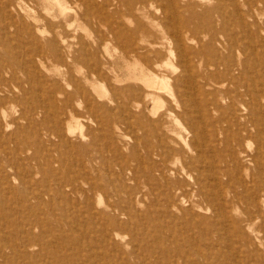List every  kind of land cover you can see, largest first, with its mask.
<instances>
[{
	"label": "rangeland",
	"instance_id": "rangeland-1",
	"mask_svg": "<svg viewBox=\"0 0 264 264\" xmlns=\"http://www.w3.org/2000/svg\"><path fill=\"white\" fill-rule=\"evenodd\" d=\"M61 1L64 7H66L65 13L63 14L58 10L59 8L54 3V0L49 2L47 0H36L30 1V8L31 6L32 8L34 7L33 10L31 8L30 17L21 13L23 18H17L16 9L11 12L13 10L12 7L15 8V6L11 5L13 4L12 0H0V19L2 20H0V32L3 30L0 35V264H264L263 1L220 0V3L218 0H169L170 2L168 0H157V2L156 0H149V2L144 0L146 2L143 3V0H135V2L133 0H85L87 7L83 6L79 0ZM125 1L126 3L128 2V9ZM247 2L250 4L247 5ZM49 3L52 5L55 4L54 7L50 6L51 4L49 5ZM111 3L115 4L112 5ZM192 3L195 8L192 7ZM201 3L205 6H201ZM252 3H255L257 6L255 4V6L252 5ZM104 4L107 5L104 6ZM182 5L183 7H181ZM226 5L229 8L226 9L228 7ZM72 6L75 9L71 8ZM157 8L160 10L159 12ZM169 8L175 10L174 12L177 14V17L175 15L176 18H168V15L165 14V10ZM186 8H188L187 11ZM7 9L10 12H6ZM246 9H251V13ZM253 9L258 11H254L253 13ZM46 10L48 12L50 10L51 15L48 12L46 13ZM132 10L136 13L134 14ZM176 10L179 11L180 16ZM2 11L4 12L2 13ZM95 13H99L100 15H94ZM159 13L162 14L161 17ZM192 14L198 20L194 19V17V20H192ZM74 15L76 18H74ZM254 15H257V17ZM202 17L204 20H202ZM210 17L213 18L211 19ZM61 18L63 19L62 21ZM73 18L74 20H72ZM256 18L258 19L256 20ZM38 19L40 20L38 21ZM29 20L32 21L30 22ZM179 20H182V22H179ZM34 21H38L36 22L37 24ZM172 21L176 26L182 27V29L178 27L181 32V40L178 42L174 40L170 29L168 30ZM195 22H197V25ZM48 23H50V26ZM58 23L62 25L61 30L68 39L67 43L73 45L71 46L72 48H67V52L58 40L57 50L62 55L50 45V39L55 34L54 30H57L56 25ZM109 25L111 26L109 27ZM211 25L216 26L213 27ZM244 25L245 27H243ZM183 26L186 28H183ZM207 26L210 27L208 28ZM219 26H223L225 29L223 27L221 28L224 30L221 28L218 29ZM235 27L238 28L236 29ZM109 29H113L116 37L110 33L112 31ZM260 30L262 33H260ZM134 31H138L139 34L137 35V32ZM192 31L193 34H191ZM241 31L246 33L244 34ZM195 32H198L197 34L200 39L197 37V34H194ZM216 32H219V34ZM167 33L170 35L168 36ZM238 33L244 34L245 36ZM262 34L263 36H261ZM188 35L190 36L188 37ZM154 36L157 37L156 40ZM71 37H75V39ZM173 41H176V43ZM109 42L110 45H107ZM173 43L175 44L173 45ZM157 44H159L160 48ZM261 44L263 47L260 46ZM192 45L194 46L192 47ZM123 46L127 48L131 47V50L134 49V51L128 55V50L124 51L122 49ZM171 47L173 48L171 49ZM220 47L225 50L220 49ZM152 48L157 50H152ZM207 48L210 53L207 51ZM189 50L191 51L189 52ZM236 50L238 51L237 53ZM99 53L100 55H98ZM72 54L76 56L75 60H73ZM234 54L237 55L235 56ZM224 56H227L226 59ZM173 57L176 58L174 59ZM231 57H234V60ZM180 58L184 59L181 60ZM40 60L42 61L40 62ZM176 60L180 65L177 66L178 63ZM229 60L231 62L233 60L234 62L231 63ZM227 61L229 62L227 63ZM157 62L163 64L161 65ZM204 62L206 63L205 65ZM213 62H216V66H213ZM12 64L15 66L13 67ZM186 70H188V73ZM200 70L204 71L202 72ZM138 71L141 72L139 73ZM144 74L155 77L158 80H164L166 77L167 80L165 82L167 85L170 82L169 79L171 82L169 86L166 85L163 89L146 87L144 86L145 81L143 80ZM174 74H178V76ZM183 74H187L188 76H184ZM215 75L216 77H214ZM140 76L142 78H139ZM161 76L164 77L161 78ZM224 77L225 79H223ZM227 77L231 78L229 79ZM182 78L185 80L188 78V80L185 82ZM206 79L209 81H206ZM204 81L210 83L206 84ZM184 84L186 86H183ZM245 84H247V87ZM23 86L26 88L24 87V89ZM168 87L171 88V91H168L170 90ZM200 87H203L202 91ZM230 87L231 89H229ZM133 88L137 89L135 90ZM226 89H229V92ZM167 91L169 93L171 92L170 94L174 93L176 97L173 98L174 95H170V97ZM214 91L217 92L214 93ZM200 93H202L201 96ZM258 93L261 95L259 96ZM229 94L232 96L228 97ZM254 95L256 96L255 98ZM150 96L153 97L150 98ZM40 98L42 99L40 100ZM171 98L175 100V103ZM244 99H247V101ZM176 100H178V103ZM228 102L233 103L229 104ZM129 104L133 107H130ZM172 105L174 108H172ZM179 105H183V107ZM231 105L234 106L233 109ZM242 105L247 108H243ZM175 106H178L176 108L180 109V112L178 109V111L175 110ZM193 106L197 108L195 107V109ZM222 109L224 112H221ZM70 110L71 113L69 112ZM183 110H185L183 115L187 110L188 115L185 114L183 116ZM23 112L26 113L21 114ZM171 112L173 113L172 115ZM247 112H250L249 115ZM72 113L74 117L71 116ZM129 113L132 116L129 117ZM229 113L232 114V117ZM217 114L219 116L220 114L222 115L219 117ZM189 115L190 117H188ZM225 115L229 117L226 118L224 117ZM198 116L201 118L199 119ZM140 117L142 118L140 119ZM251 117L253 121H251ZM219 119L222 122H218ZM4 120L12 123V126L9 123L8 125ZM134 121L139 122V124ZM250 121L254 123L252 124ZM172 122L173 124H171ZM26 125L29 127H26ZM189 125L193 126L190 127ZM58 126L59 128L57 129ZM69 126H71L70 129ZM192 128L196 131V135H194L195 132ZM200 128L203 129L201 132L199 131L201 130ZM253 128L254 130H252ZM167 131L171 132L170 135L174 137L168 135L169 133ZM240 131L245 135L240 134ZM229 133H232L231 136ZM72 134H75V136ZM151 134H153V138ZM247 134H250L251 138ZM167 137L169 138L166 139ZM214 137L215 141L219 142L218 144L215 143ZM50 138L51 140L49 141ZM163 138L167 141L166 143ZM196 138L199 139L197 140ZM179 139L181 143L185 144L181 145ZM218 139H221V141ZM201 140L203 143V154H198L197 151L187 148L191 144L190 141L201 142ZM185 141L189 144L187 143V145ZM209 144L211 147H208ZM156 145L159 147L157 148ZM226 148L228 149L227 152ZM230 149L233 153H231ZM161 150H164L166 155H163V151ZM180 150L182 151L180 152ZM166 151H168V154ZM190 151H195L194 153L196 154L192 155L193 152ZM236 151L238 152L236 153ZM185 153H188V156ZM189 153L191 154L189 155ZM255 153H259L257 154V158L254 155ZM185 155L189 159L185 157V160H183ZM196 156L199 158L197 159ZM221 157L223 158L221 159ZM148 158H151V162L148 161ZM158 159L160 161H157ZM252 159L256 161V164ZM145 161L150 163H146ZM188 161L192 162L189 163ZM229 162L230 164H228ZM47 163L49 164L47 165ZM229 166L230 170L228 168ZM242 167L244 168L242 169ZM222 169H224V172ZM175 170L177 171L175 172ZM176 173L181 176L183 175L182 179ZM211 173L212 175L209 176ZM176 175L178 176L177 178ZM171 178L172 182L170 180ZM189 178H191V181ZM216 186L218 189H216ZM243 188L246 190L245 192H243ZM201 190L202 194L204 193L203 195L201 194ZM243 196H246V198ZM106 205L109 206L107 207ZM220 206H225L224 212H221V209L219 210ZM254 211L258 212L256 213ZM251 220L254 222L252 223Z\"/></svg>",
	"mask_w": 264,
	"mask_h": 264
},
{
	"label": "bare ground",
	"instance_id": "bare-ground-1",
	"mask_svg": "<svg viewBox=\"0 0 264 264\" xmlns=\"http://www.w3.org/2000/svg\"><path fill=\"white\" fill-rule=\"evenodd\" d=\"M30 1H36V0H12V3H13V4H11V5H12V6H15V8L12 7L13 10H11V12L14 11V10L16 9V17H17V18H23V16L21 15V13H23V14L26 15L27 17H30V16H31V8H32V6H31V8H30V5H29V4H30ZM47 1L49 2V1H51V0H47ZM54 1H55L54 3L57 4V6H58V8H59L58 10L61 12V14L65 13V9H66V7H64V4L62 3V1H61V0H54ZM70 1H71V0H70ZM75 1H76V0H75ZM79 1L82 3L83 6H86V5H87L85 0H79ZM79 1H78V2H79ZM102 1H103V0H102ZM126 1H128V0H126ZM126 1H125V3H126ZM147 1L149 2V0H147ZM162 1H163V0H162ZM177 1H178V0H177ZM193 1H194V0H193ZM203 1H204V0H203ZM209 1H210V0H209ZM219 1H220V0H218V2H219ZM260 1H261V0H260ZM262 1H263V5H264V0H262ZM7 2H8V1H7ZM44 2H45V1H44ZM73 2H74V1H73ZM90 2H91V1H90ZM105 2H106V1H105ZM110 2H112V1H110ZM133 2H135V0H133ZM133 2H132V4H133ZM144 2H146V1L143 0V3H144ZM156 2H157V0H156ZM168 2H170V1L168 0ZM213 2H214V1H213ZM229 2H230V1H229ZM235 2H236V1H235ZM240 2H241V1H240ZM248 2H249V1H248ZM248 2H247V5L250 4V3L248 4ZM9 3H11V2H9ZM54 3H53V4H54ZM136 3H137V2H136ZM151 3H152V1H151ZM151 3H150V4H151ZM165 3H167V2H165ZM182 3H183V2H182ZM194 3H196V2H194ZM202 3H203V2H202ZM202 3H201V4H202ZM207 3H208V2H207ZM216 3H217V2H216ZM216 3H215V4H216ZM220 3H221V1H220ZM245 3H246V1H245ZM3 4H4V3H3ZM47 4H48V3H47ZM50 4H51V3H49V5H50ZM88 4H89V1H88ZM97 4H98V3H97ZM107 4H109V3H107ZM107 4H104V6L107 5ZM111 4H112V3H111ZM114 4H115V3H114ZM114 4H112V5H114ZM175 4H176V3H175ZM188 4H190V3H188ZM196 4H200V3H196ZM196 4H195V5H196ZM208 4H209V3H208ZM225 4H226V3H225ZM240 4H241V3H240ZM254 4H255V3H254ZM254 4L252 3V5H254ZM256 4H257V2H256ZM256 4H255V5H256ZM7 5H8V3H7ZM54 5H55V4H54ZM54 5L51 4L50 6H53V7H54ZM73 5H76V4H73ZM89 5H90V4H89ZM134 5H135V4H134ZM136 5H137V4H136ZM159 5H160V4H159ZM203 5H204V4H202L201 6H203ZM219 5H221V4H219ZM222 5H223V4H222ZM245 5H246V4H245ZM255 5H254V6H255ZM50 6H49V9H50ZM77 6H78V4H77ZM77 6H76V7H77ZM83 6H81V7H83ZM100 6H102V5H100ZM138 6H139V5H138ZM176 6H178V5H176ZM187 6H188V5H187ZM204 6H205V5H204ZM204 6H203V7H204ZM206 6H207V4H206ZM209 6H210V5H209ZM226 6H228V5H226ZM232 6H233V4H232ZM241 6H242V4H241ZM243 6H244V5H243ZM256 6H257V5H256ZM5 7H7V6H5ZM46 7H48V6L46 5ZM46 7H44V8H46ZM53 7H52V8H53ZM78 7H79V6H78ZM86 7H87V6H86ZM90 7H91V5H90ZM96 7H97V6H96ZM106 7H107V6H106ZM126 7H127V9H128V2L126 3ZM134 7H135V6H134ZM161 7H162V5H161ZM161 7H160V10H161ZM164 7H165V6H164ZM167 7H169V6H167ZM179 7H180V5H179ZM181 7H183V5H182ZM188 7H189V6H188ZM192 7H194V6H193V3H192ZM248 7H249V6H248ZM9 8H10V7L8 6V9H9ZM33 8H34V7H33ZM33 8H32V10H33ZM68 8H69V7H68ZM71 8H73V6H72ZM100 8H101V7H100ZM103 8H104V7H103ZM116 8H117V7H116ZM120 8H121V7H120ZM130 8H131V7H130ZM158 8H159V7H158ZM158 8H157V11L159 12L160 10H158ZM174 8H175V7H174ZM194 8H195V7H194ZM196 8H197V7H196ZM213 8H214V7H213ZM219 8H220V7H219ZM227 8H229V6L226 7V9H227ZM237 8H238V7H237ZM243 8H244V7H243ZM249 8H250V7H249ZM3 9H4V8H3ZM8 9L6 10V12H7V11L10 12V11H9L10 9H9V10H8ZM47 9H48V8H47ZM53 9H54V8H53ZM73 9H75V8H73ZM79 9H80V7H79ZM114 9H115V8H114ZM175 9H177V8H175ZM187 9H188V8H186V11H187ZM207 9H208V8H207ZM226 9H225V10H226ZM4 10H5V9H4ZM36 10H37V9H36ZM44 10H45V9H44ZM85 10H87V9H85ZM95 10H96V9H95ZM105 10H106V9H105ZM116 10H117V9H116ZM143 10H144V8H143ZM143 10H142V13H143ZM146 10H147V9H146ZM199 10H200V9H199ZM234 10H235V8H234ZM246 10H248V9H246ZM250 10H251V9H250ZM250 10H248V12H249ZM34 11H35V10H34ZM66 11H67V10H66ZM83 11H84V10H83ZM100 11H101V10H100ZM102 11H104V10H102ZM132 11L134 12V10H132ZM140 11H141V10H140ZM174 11H175V10H173L172 8H169L168 10H165V14L168 15V18L170 17L171 19H173L172 17H175V15H176V17H177V14H176ZM176 11H177V10H176ZM183 11H184V10H183ZM191 11H192V10H191ZM197 11H198V10H197ZM200 11H201V10H200ZM218 11L220 12V10H218ZM235 11H236V10H235ZM238 11H239V10H238ZM254 11H255V10L253 9V13H254ZM257 11H258V10H257ZM257 11H255V12H257ZM0 12H1V11H0ZM3 12H4V11H2V13H3ZM47 12H48V10H46V13H47ZM51 12H52V11H51ZM76 12H77V11H76ZM80 12H81V11H80ZM120 12H122V11H120ZM178 12H179V11H177V13H178ZM181 12H182V11H181ZM189 12H190V10H189ZM202 12H203V11H202ZM205 12H206V11H205ZM208 12H209V11H208ZM213 12H214V11H213ZM236 12H237V11H236ZM242 12H243V9H242ZM263 12H264V11H263ZM14 13H15V12H14ZM34 13L36 14V12H34ZM34 13H33V14H34ZM43 13H44V12H43ZM48 13H50V10H49ZM71 13H72V12H71ZM74 13H75V12H74ZM82 13H83V12H82ZM92 13H93V12H92ZM99 13H101V12H99ZM99 13H98V14L95 13L94 15L97 14V16H98V15H100ZM110 13H111V11H110ZM135 13H136V12H134V14H135ZM163 13H164V12H163ZM195 13H196V12H195ZM198 13H199V11H198ZM209 13H210V12H209ZM244 13H245V11H244ZM250 13H251V11H250ZM259 13H260V12H259ZM37 14H38V13H37ZM77 14H78V12H77ZM79 14H80V13H79ZM84 14H85V13H84ZM89 14H90V13H89ZM106 14H107V13H106ZM125 14H126V13H125ZM134 14H132V15H134ZM157 14H158V13H157ZM159 14H160V13H159ZM180 14H181V13H180ZM185 14H186V12H185ZM187 14H188V13H187ZM200 14H201V13H200ZM200 14H199V15H200ZM224 14H225V13H224ZM227 14H228V13H227ZM237 14H238V13H237ZM237 14H236V15H237ZM240 14H241V11H240ZM240 14H238V15H240ZM247 14H248V13H247ZM247 14H246V15H247ZM260 14H261V13H260ZM7 15H8V14H7ZM41 15H42V14H41ZM49 15H51V13H50ZM127 15H128V14H127ZM129 15H130V14H129ZM161 15H162V14H160V17H161ZM178 15H179V13H178ZM189 15H191V14H189ZM192 15H193L192 18H191L192 20L197 19V18L194 17V16H195L194 14H192ZM196 15H197V14H196ZM202 15H203V14H202ZM222 15H223V14H222ZM249 15H250V14H249ZM35 16H36V15H35ZM63 16H64V15H63ZM65 16H66V15H65ZM84 16H85V15H84ZM101 16H103V15H101ZM111 16H113V15L111 14ZM138 16H139V15H138ZM138 16H137V17H138ZM152 16H153V15H152ZM164 16H165V15H164ZM179 16H180V15H179ZM204 16H205V15H204ZM204 16H203V17H204ZM211 16H213V15H211ZM215 16H216V15H215ZM240 16H241V15H240ZM254 16H255V15H254ZM7 17H8V16H7ZM7 17H6V18H7ZM46 17L48 18L47 14H46ZM52 17H53V16H52ZM59 17H60V16H59ZM85 17H86V16H85ZM85 17H84V18H85ZM125 17H126V16H125ZM132 17H133V16H132ZM166 17H167V16H166ZM176 17H175V18H176ZM186 17H188V16H186ZM190 17H191V16H190ZM193 17H194V19H193ZM196 17H197V16H196ZM199 17H200V16H199ZM203 17H202V20H204ZM222 17H224V16H222ZM227 17H228V16H227ZM255 17H257V15H256ZM8 18H10V17H8ZM33 18H34V17H33ZM55 18H56V17H55ZM74 18H76L75 15H74ZM74 18H73L72 20H74ZM77 18H78V17H77ZM92 18H93V17H92ZM94 18H95V17H94ZM96 18H97V17H96ZM101 18H102V17H101ZM117 18H118V17H117ZM133 18H134V17H133ZM133 18H132V19H133ZM156 18H157V17H156ZM200 18H201V17H200ZM200 18H199V19H200ZM210 18L212 19L213 17H210ZM228 18H229V17H228ZM2 19H3V18H2ZM4 19H5V17H4ZM4 19H3V20H4ZM27 19H28V18H27ZM27 19H26V20H27ZM40 19H41V18H40ZM40 19H38V21H39ZM52 19H54V18H52ZM69 19H70V18H69ZM90 19H91V18H90ZM102 19H103V18H102ZM105 19H106V18H105ZM136 19H137V18H136ZM171 19H170V20H171ZM237 19H238V17H237ZM247 19H248V18H247ZM257 19H258V18H256V20H257ZM0 20H1V19H0ZM19 20H20V19H19ZM62 20H63V19L61 18V21H62ZM83 20H84V19H83ZM87 20H88V19H87ZM162 20H163V19H162ZM170 20H169V21H170ZM197 20H198V19H197ZM197 20H196V21H197ZM229 20H230V19H229ZM233 20H234V19H233ZM244 20H245V19H244ZM1 21H2V20H1ZM13 21H14V19H13ZM13 21H12V22H13ZM29 21L31 22L32 20H29ZM38 21H34V23H36V22H38ZM47 21H48V19H47ZM64 21H65V20H64ZM79 21H80V20H79ZM89 21H91V20H89ZM132 21H133V20H132ZM175 21H176V20H175ZM180 21L182 22V20H179V22H180ZM186 21H187V20H186ZM189 21H190V20H189ZM207 21H208V20H207ZM211 21H212V20H211ZM213 21H214V20H213ZM221 21H222V20H221ZM223 21H224V20H223ZM246 21H247V20H246ZM254 21H255V20H254ZM3 22H4V21H3ZM27 22H28V21H27ZM44 22H45V21H44ZM57 22H59V21H57ZM83 22H84V21H83ZM87 22H88V21H87ZM107 22H108V20H107ZM115 22H117V21H115ZM134 22H135V20H134ZM139 22H140V21H139ZM198 22H199V21H198ZM215 22H216V21H215ZM215 22H214V23H215ZM226 22H227V21H226ZM228 22H230V21H228ZM258 22H260V21H258ZM258 22H257V23H258ZM7 23H8V22H7ZM7 23H5V24H7ZM19 23H20V21H19ZM40 23H41V22H40ZM64 23H65V22H64ZM188 23H189V22H188ZM191 23H192V22H191ZM202 23H203V22H202ZM202 23H201V24H202ZM222 23H223V22H222ZM253 23H255V22H253ZM28 24H29V23H28ZM36 24H37V23H36ZM46 24H47V23H46ZM48 24H49V26H50V23H48ZM112 24H113V23H112ZM120 24H121V23H120ZM135 24H136V23H135ZM143 24H145V23H143ZM143 24H142V25H143ZM181 24H182V23H181ZM192 24H194V23H192ZM195 24L197 25V22H195ZM198 24H199V23H198ZM209 24H210V23H209ZM215 24H216V23H215ZM223 24H225V23H223ZM228 24H229V23H228ZM242 24H243V22H242ZM245 24H246V23H245ZM250 24H251V23H250ZM259 24H260V23H259ZM29 25H30V24H29ZM102 25H103V24H102ZM104 25H105V24H104ZM187 25H189V24H187ZM203 25H204V24H203ZM236 25H237V24H236ZM238 25H240V24H238ZM255 25H256V24H255ZM261 25H263V24H261ZM261 25H260V27H261ZM0 26H1V25H0ZM8 26H9V25H8ZM68 26H69V25H68ZM79 26H80V25H79ZM110 26H111V25H109V27H110ZM112 26H114V25H112ZM134 26H135V25H134ZM161 26H162V25H161ZM163 26H164V25H163ZM192 26H193V25H192ZM198 26H199V25H198ZM204 26H205V25H204ZM211 26L215 27L216 25H215V26H214V25H211ZM226 26H227V24H226ZM228 26H229V25H228ZM231 26H232V23H231ZM6 27H7V26H6ZM32 27H33V26H32ZM56 27H57V30H54V33H55V34L53 35L52 38L50 37V38H51V39H50V45H51V47H52L54 50H57V49H58L57 44H58V40H59V42L62 43V45L64 46V48H65L66 51L68 52L67 48H69V47H71V46H73V45H72L71 43H67V40H68V39H67L66 35L63 34L64 32L61 30L62 25H61L60 23H58V24L56 25ZM86 27H87V26H86ZM135 27H136V26H135ZM138 27H139V26H138ZM140 27H141V25H140ZM146 27H147V26H146ZM164 27H165V26H164ZM178 27H179V26H178V25L176 26V25L173 23V21L170 23V25H169V27H168V30L170 29V31H171L170 33H171L172 36L174 37V40H176L177 42L181 40V32L179 31V30H180L179 28H180L181 26H180L179 28H178ZM184 27H185V26H183V28H184ZM190 27H191V26H190ZM199 27H200V26H199ZM202 27H203V26H202ZM207 27L209 28L210 26H207ZM221 27H223V26H219L218 29H220ZM243 27H245V25H244ZM27 28H28V26H27ZM51 28H52V27H51ZM87 28H88V27H87ZM185 28H186V27H185ZM192 28H193V27H192ZM223 28H224V27H223ZM223 28H221V29L224 30L225 28H224V29H223ZM229 28H231V27H229ZM235 28H236V27H235ZM237 28H238V27H237ZM237 28H236V29H237ZM261 28H262V27H261ZM263 28H264V26H263ZM10 29H11V28H10ZM10 29H9V30H10ZM17 29H18V27H17ZM17 29H16V30H17ZM23 29H24V28H23ZM25 29H26V28H25ZM29 29H30V28H29ZM31 29H32V28H31ZM34 29H35V28H34ZM34 29H33V30H34ZM36 29H37V28H36ZM166 29H167V28H166ZM166 29H164V30H166ZM181 29H182V27H181ZM187 29H188V28H187ZM194 29H195V25H194ZM196 29H200V28H196ZM201 29H202V28H201ZM211 29H212V28H211ZM218 29H217V30H218ZM236 29H235V30H236ZM245 29H246V28H245ZM254 29H255V28H254ZM254 29H253V30H254ZM257 29H258V27H257ZM259 29H260V28H259ZM0 30H1V29H0ZM45 30H47V29H45ZM51 30H53V29H51ZM87 30H88V29H87ZM109 30H111V29H109ZM122 30H123V28H122ZM188 30H189V29H188ZM205 30H206V29H205ZM241 30H242V29H241ZM21 31H22V28H21ZM21 31H20V32H21ZM23 31H24V30H23ZM30 31H31V30H30ZM30 31H29V32H30ZM36 31H37V30H36ZM41 31H42V30H41ZM111 31H112V32H110V33L113 34V35L116 37V34L113 32V29H112ZM132 31H133V30H132ZM194 31H195V30H194ZM198 31H199V30H198ZM227 31H229V29H227ZM227 31H226V32H227ZM236 31H237V30H236ZM236 31H235V32H236ZM239 31H240V30H239ZM239 31H238V32H239ZM2 32H3V30L0 32V35L2 34ZM6 32H8V31L6 30ZM17 32H18V31H17ZM134 32H137V35L139 34L138 31H134ZM139 32H140V31H139ZM184 32H185V31H184ZM212 32H213V31H212ZM220 32L222 33L223 31H220ZM241 32H242V31H241ZM251 32H252V31H251ZM10 33H11V32H10ZM21 33H22V32H21ZM32 33H33V32H32ZM43 33H44V32H43ZM103 33H104V32H103ZM106 33H107V31H106ZM185 33H188V32H185ZM197 33H198V32H197ZM197 33L195 32L194 34L196 35ZM201 33H202V32H201ZM203 33H204V32H203ZM216 33L219 34V32H216ZM223 33H224V32H223ZM228 33H229V32H228ZM228 33H227V35H228ZM242 33H244V32H242ZM245 33H246V32H245ZM245 33H244V34H245ZM260 33H262L261 30H260ZM4 34H5V33H4ZM18 34H19V33H18ZM33 34H34V33H33ZM37 34H38V31H37ZM39 34H41V33H39ZM75 34H76V33H75ZM90 34H91V33H90ZM90 34H89V35H90ZM160 34H161V33H160ZM160 34H158V36H159ZM183 34H184V33H183ZM191 34H193V31H192ZM218 34H217V35H218ZM238 34H240V35H244V34H241V33H238ZM256 34H257V33H256ZM263 34H264V33H263ZM263 34H262L261 36H263ZM8 35H9V34H8ZM13 35H14V34H13ZM105 35H106V34H105ZM117 35H118V34H117ZM167 35L169 36L170 34L167 33ZM202 35H203V34H202ZM212 35H213V34H212ZM217 35H216V36H217ZM236 35H237V34H236ZM15 36H16V35H15ZM25 36H26V34H25ZM43 36H45V34H43ZM57 36H58V38H57ZM91 36L93 37V35H91ZM96 36H97V35H96ZM103 36H104V35H103ZM161 36H162V34H161ZM161 36H159V37H161ZM184 36H185V35H184ZM189 36H190V35H188V37H189ZM191 36H193V35H191ZM213 36H214V35H213ZM220 36H221V35H220ZM228 36H229V35H228ZM234 36H235V34H234ZM244 36H245V35H244ZM4 37H5V35H4ZM33 37H35V36L33 35ZM33 37H32V38H33ZM104 37H105V36H104ZM132 37H133V36H132ZM166 37H167V36H166ZM197 37L199 38L198 34H197ZM200 37H201V36H200ZM205 37H207V36H205ZM222 37H223V35H222ZM239 37H240V36H239ZM259 37H260V34H259ZM0 38H1V37H0ZM2 38H3V37H2ZM5 38H6V37H5ZM26 38H27V37H26ZM71 38H72V37H71ZM73 38L75 39V37H73ZM73 38H72V39H73ZM89 38H90V37H89ZM119 38H120V37H119ZM143 38H144V37H143ZM154 38H155V40H156L157 37L154 36ZM162 38H163V37H162ZM168 38H169V37H168ZM184 38H185V37H184ZM203 38H204V37H203ZM208 38H210V37H208ZM216 38H217V37H216ZM260 38H261V37H260ZM6 39H7V38H6ZM97 39H98V38H97ZM120 39H121V38H120ZM139 39H140V38H139ZM141 39H142V38H141ZM186 39L188 40V38H186ZM186 39H185V40H186ZM192 39H194V38L192 37ZM199 39H200V38H199ZM223 39H224V38H223ZM230 39H231V38H230ZM3 40H4V39H3ZM13 40H14V39H13ZM28 40H29V38H28ZM81 40H82V39H81ZM91 40H92V38H91ZM185 40H184V41H185ZM187 40H186V41H187ZM190 40H191V39H190ZM196 40H198V39H196ZM217 40H218V38H217ZM6 41H7V40H6ZM6 41H5V42H6ZM29 41H30V40H29ZM73 41H74V40H73ZM105 41H106V40H105ZM113 41H114V40H113ZM120 41H121V40H120ZM120 41H119V42H120ZM135 41H137V40L135 39ZM142 41H143V40H142ZM176 41H173V42L176 43ZM198 41H199V40H198ZM198 41H197V42H198ZM231 41H232V40H231ZM236 41H237V40H236ZM239 41H240V40H239ZM239 41H238V42H239ZM30 42H31V41H30ZM43 42H44V41H43ZM79 42H80V40H79ZM92 42H93V41H92ZM102 42H103V41H102ZM119 42H118V43H119ZM144 42H145V41H144ZM171 42H172V41H171ZM189 42H190V41H189ZM197 42H196V43H197ZM204 42H205V41H204ZM208 42H210V41H208ZM208 42H207V43H208ZM24 43H25V42H24ZM46 43H47V42H46ZM98 43H99V42H98ZM148 43H149V42H148ZM175 43H173V45H174ZM182 43H183V42H182ZM210 43H211V42H210ZM212 43H214V42H212ZM217 43H218V42H217ZM223 43H224V41H223ZM223 43H222V44H223ZM33 44H34V43H33ZM47 44H48V43H47ZM83 44H86V43H83ZM102 44H103V43H102ZM104 44L106 45V43H104ZM129 44H132V43H129ZM142 44H143V42H142ZM149 44H150V43H149ZM186 44H187V43H186ZM186 44H185V46H186ZM193 44H194V43H193ZM245 44H246V43H245ZM4 45H5V44H4ZM74 45H75V44H74ZM93 45H95V44H93ZM107 45H110V42H109V44H107ZM139 45H141V44H139ZM151 45H152V43H151ZM157 45H158V47H159V44H157ZM169 45H170V44H169ZM173 45H171V46H173ZM181 45H182V44H181ZM199 45H200V44H199ZM203 45H204V43H203ZM203 45H202V46H203ZM205 45H206V44H205ZM220 45H221V44H220ZM220 45H219V46H220ZM231 45H232V44H231ZM234 45H236V44L234 43ZM250 45H251V44H250ZM144 46H145V44H144ZM182 46H184V45H182ZM188 46H189V45H188ZM190 46H191V44H190ZM190 46H189V47H190ZM193 46H194V45H192V47H193ZM196 46H198V45L196 44ZM213 46H214V44H213ZM252 46H253V45H252ZM260 46H262V44H261ZM108 47H109V46H108ZM169 47H170V46H169ZM192 47H191V48H192ZM206 47H207V46H206ZM229 47H230V46H229ZM262 47H263V46H262ZM71 48H72V47H71ZM71 48H70V49H71ZM85 48H86V47H85ZM102 48H103V47H102ZM140 48H141V47H140ZM142 48H143V45H142ZM159 48H160V47H159ZM163 48H164V47H163ZM172 48H173V47H171V49H172ZM182 48H184V47H182ZM203 48H204V47H203ZM208 48H209V47H208ZM208 48H207V51L209 52ZM252 48H253V47H252ZM41 49H42V48H41ZM44 49H45V48H44ZM65 49H64V50H65ZM73 49H74V48H73ZM97 49H99V48H97ZM117 49H118V48H117ZM122 49H123L124 51H127V50H128V55H129L130 52H133V51H134V49L131 50V47L127 48L126 46H123ZM150 49H151V48H150ZM174 49H175V48H174ZM184 49H185V48H184ZM205 49H206V48H205ZM216 49H217V48H216ZM220 49H224V48H221V47H220ZM220 49H219V50H220ZM231 49H232V48H231ZM233 49H234V46H233ZM248 49H249V48H248ZM248 49H247V50H248ZM263 49H264V48H263ZM115 50H116V49H115ZM145 50H146V49H145ZM152 50H155V51H156L157 49H155V48L153 49V48H152ZM158 50H159V49H158ZM162 50H163V49H162ZM192 50H193V49H192ZM194 50H196V49H194ZM197 50H199V49H197ZM212 50H214V49L212 48ZM224 50H225V49H224ZM256 50H258V49H256ZM26 51H27V50H26ZM140 51H141V50H140ZM140 51H139V52H140ZM155 51H154V53H155ZM160 51H161V50H160ZM171 51H172V50H171ZM190 51H191V50H189V52H190ZM214 51H215V50H214ZM217 51H218V50H217ZM251 51H252V49H251ZM253 51H254V50H253ZM32 52H34V51H32ZM57 52H58V50H57ZM64 52H65V51H64ZM83 52H84V51H83ZM88 52H89V51H88ZM185 52H186V51H185ZM192 52H194V51H192ZM192 52H191V53H192ZM196 52H197V51H196ZM198 52H199V51H198ZM218 52H219V51H218ZM234 52H235V51H234ZM234 52H232V53H234ZM237 52H238V51L236 50V53H237ZM239 52H240V51H239ZM242 52H243V51H242ZM254 52H255V51H254ZM262 52H263V51H262ZM34 53H35V52H34ZM40 53H41V52H40ZM58 53H61V52H58ZM105 53H106V52H105ZM145 53H147V52H145ZM168 53H169V51H168ZM174 53H175V51H174ZM199 53H201V52H199ZM199 53H198V54H199ZM206 53H207V52H206ZM209 53H210V52H209ZM224 53H225V52H224ZM227 53H228V52H227ZM227 53H226V54H227ZM101 54H102V53H101ZM109 54H110V53H109ZM157 54H158V53H157ZM159 54H160V53H159ZM175 54H177V53H175ZM180 54H182V53H180ZM193 54H195V53H193ZM202 54H203V53H202ZM204 54H205V53H204ZM211 54H212V53H211ZM222 54H223V53H222ZM228 54H229V53H228ZM255 54H256V52H255ZM28 55H29V54H28ZM40 55H41V54H40ZM60 55H62V53H61ZM72 55H73V54H72ZM77 55H78V54H77ZM98 55H100V53H99ZM131 55H132V54H131ZM145 55H147V54H145ZM171 55H173V54H171ZM195 55H196V54H195ZM195 55H194V56H195ZM220 55H221V54H220ZM220 55H218V56H220ZM224 55H225V54H224ZM234 55L236 56L237 54H234ZM29 56H30V55H29ZM164 56H165V55H164ZM164 56H163V57H164ZM173 56H174V55H173ZM179 56H180V55H179ZM196 56H197V55H196ZM204 56H205V55H204ZM208 56H209V55H208ZM218 56H217V58H218ZM231 56H232V54H231ZM235 56H234V57H235ZM238 56H239V55H238ZM251 56H252V55H251ZM44 57H45V56H44ZM123 57H124V56H123ZM142 57H143V56H142ZM169 57H170V56H169ZM197 57H198V56H197ZM221 57H222V56H221ZM224 57H225V56H224ZM226 57H227V56H226ZM226 57H225V59H226ZM228 57H229V56H228ZM234 57H231V58L233 59ZM47 58H48V57H47ZM68 58H69V57H68ZM72 58H73V60H75V59H76V56L73 55ZM132 58H133V57H132ZM159 58H160V57H159ZM173 58H174V57H173ZM173 58H172V59H173ZM175 58H176V57H175ZM175 58H174V59H175ZM178 58H179V57H178ZM193 58H195V57H193ZM193 58H192V61H193ZM198 58H199V57H198ZM202 58H203V57H202ZM206 58H207V57H206ZM217 58H216V59H217ZM231 58H230V59H231ZM241 58H242V56H241ZM254 58H255V57H254ZM60 59H61V58H60ZM60 59H59V61H60ZM69 59H71V58H69ZM180 59L183 60L184 58H180ZM180 59H179V61H180ZM195 59H196V58H195ZM218 59H220V58H218ZM225 59H224V60H225ZM235 59H236V58H235ZM29 60H31V59L29 58ZM48 60H49V59H48ZM65 60H66V59H65ZM105 60H106V59H105ZM105 60H104V61H105ZM129 60H131V59H129ZM137 60H139V59H137ZM145 60H146V59H145ZM155 60H156V59H155ZM157 60L159 61L158 58H157ZM157 60H156V61H157ZM165 60H166V57H165ZM167 60H168V59H167ZM187 60H189V59H187ZM202 60H203V59H202ZM233 60H234V59H233ZM233 60H232V62H234ZM236 60H237V59H236ZM26 61H27V60H26ZM41 61H42V60H40V62H41ZM49 61H50V60H49ZM69 61H70V60H69ZM71 61H72V60H71ZM76 61H77V60H76ZM107 61H108V59H107ZM107 61H105V62H107ZM173 61H174V60H173ZM185 61H186V60H185ZM229 61H230V60H229ZM229 61H227V63H228ZM7 62H8V60H7ZM10 62H11V61H10ZM13 62H14V61H13ZM43 62H44V61H43ZM65 62H66V61H65ZM79 62H80V61H79ZM83 62H84V61H83ZM108 62H109V61H108ZM130 62H131V61H130ZM159 62H160V61H159ZM159 62H157V63H159ZM176 62H177V60H176ZM189 62H190V61H189ZM205 62H206V60H205ZM205 62H204V65L207 63V62H206V63H205ZM230 62H231V61H230ZM232 62H231V63H232ZM3 63H4V62H3ZM101 63H102V62H101ZM177 63H178V62H177ZM182 63H183V62H182ZM202 63H203V61H202ZM213 63H214V62H213ZM221 63H222V62H221ZM221 63H220V64H221ZM235 63H236V62H235ZM7 64H8V63H7ZM23 64H24V63H23ZM53 64H54V63H53ZM55 64H56V63H55ZM59 64H60V63H59ZM159 64H161V63H159ZM162 64H163V63H162ZM162 64H161V65H162ZM215 64H216V62L213 64V66H214ZM220 64H219V65H220ZM233 64H234V63H233ZM12 65H13V64H12ZM19 65H21V64H19ZM60 65H61V64H60ZM75 65H76V64H75ZM101 65H103V64H101ZM108 65H109V64H108ZM161 65H160V66H161ZM173 65H174V64H173ZM178 65H180V63H178L177 66H178ZM182 65H183V64H182ZM227 65H228V64H227ZM230 65H231V64H230ZM234 65H235V64H234ZM14 66H15V65H13V67H14ZM32 66H33V65H32ZM55 66H56V65H55ZM57 66H58V65H57ZM70 66H71V65H70ZM76 66H77V65H76ZM145 66H147V65L145 64ZM151 66H152V65H151ZM155 66H156V65H155ZM177 66H176V67H177ZM183 66H184V65H183ZM183 66H182V68H184ZM215 66H216V65H215ZM21 67H22V66H21ZM29 67H30V65H29ZM156 67H158V66H156ZM164 67H165V65H164ZM228 67H229V66H228ZM16 68H17V67H16ZM71 68H72V67H71ZM103 68H104V66H103ZM162 68H163V67H162ZM191 68H192V67H191ZM194 68H196V67L194 66ZM213 68H214V67H213ZM224 68H225V67H224ZM25 69H27V68H25ZM46 69H47V68H46ZM59 69H60V68H59ZM66 69H67V68H66ZM76 69H77V68H76ZM140 69H141V68H140ZM148 69H149V68H148ZM169 69H170V67H169ZM180 69H181V67H180ZM184 69H185V68H184ZM199 69H200V68H199ZM201 69H202V68H201ZM54 70L56 71V69H54ZM54 70H53V71H54ZM92 70H93V68H92ZM149 70H150V69H149ZM193 70H194V69H193ZM196 70H197V68H196ZM208 70H209V69H208ZM217 70H218V69H217ZM224 70L226 71V69H224ZM231 70H232V69H231ZM62 71H63V70H62ZM146 71H147V70H146ZM168 71H169V70H168ZM170 71H173V70H170ZM177 71H178V70H177ZM182 71H183V70H182ZM187 71H188V70H186V72H187ZM200 71H202V70H200ZM203 71H204V70H203ZM203 71H202V72H203ZM213 71H215V70H213ZM219 71H221V70H219ZM225 71H224V72H225ZM232 71H233V70H232ZM243 71L245 72V70H243ZM67 72H68V71H67ZM131 72H132V71H131ZM138 72H139V71H138ZM140 72H141V71H140ZM140 72H139V73H140ZM162 72H163V70H162ZM205 72L207 73V71H205ZM211 72H212V71H211ZM222 72H223V71H222ZM57 73H58V72H57ZM59 73L61 74V72H59ZM90 73H91V70H90ZM146 73H147V72H146ZM164 73H165V72H164ZM168 73H169V72H168ZM177 73H179V72H177ZM187 73H188V72H187ZM189 73H191V72H189ZM220 73H221V72H220ZM225 73H226V72H225ZM228 73H229V72H228ZM65 74H66V73H65ZM101 74H102V73H101ZM135 74H136V73H135ZM151 74H152V73H151ZM157 74H158V73H157ZM191 74H192V73H191ZM196 74H197V73H196ZM203 74L206 75L205 73H203ZM212 74H213V73H212ZM212 74H211V75H212ZM215 74H218V73H215ZM229 74H230V73H229ZM229 74H228V75H229ZM232 74H233V73H232ZM61 75H62V74H61ZM72 75H73V74H72ZM161 75H162V74H161ZM174 75H175V74H174ZM176 75L178 76V74H176ZM176 75H175V76H176ZM183 75H184V74H183ZM221 75H222V74H221ZM95 76H96V75H95ZM158 76H159V75H158ZM168 76H169V75H168ZM184 76H188V75L186 74V75H184ZM195 76H196V75H195ZM199 76H201V75H199ZM202 76H203V75H202ZM241 76H242V75H241ZM163 77H164V76H161V78H163ZM169 77H170V76H169ZM169 77H168V78H169ZM172 77H173V75H172ZM189 77H190V76H189ZM197 77H198V76H197ZM214 77H216V75H215ZM222 77H223V76H222ZM237 77H238V76H237ZM79 78H80V77H79ZM87 78H88V77H87ZM139 78H142V76H140ZM177 78H180V77H177ZM194 78H195V77H194ZM200 78H201V77H200ZM204 78H206V77H204ZM217 78H219V77H217ZM227 78H229V77H227ZM230 78H231V77H230ZM230 78H229V79H230ZM234 78H235V76H234ZM65 79H66V77H65ZM80 79H81V78H80ZM180 79H181V78H180ZM183 79H184V78H182V80H183ZM197 79H198V78H197ZM215 79H216V78H215ZM215 79H214V80H215ZM223 79H225V77H224ZM223 79H222V80H223ZM235 79H236V78H235ZM240 79H241V78H240ZM143 80L145 81L144 86H146V87L149 86V87H152V88H155V89H163V88H165L166 85H167L166 82H165V80H167L166 77H165L164 80H158V79H156L155 77L147 76L146 74H144V75H143ZM187 80H188V78H187ZM187 80L184 79L185 82H186ZM216 80H217V79H216ZM3 81H4V80H3ZM91 81H92V80H91ZM94 81H95V80H94ZM129 81H130V80H129ZM134 81H136V80H134ZM169 81L171 82L170 79H169ZM180 81H181V80H180ZM206 81H209V80L206 79ZM218 81H219V80H218ZM224 81H225V80H224ZM230 81H231V80H230ZM13 82H14V81H13ZM86 82H87V81H86ZM136 82H137V81H136ZM170 82H168V85H167V86H169V83H170ZM188 82H189V81H188ZM195 82H196V80H195ZM202 82H203V81H202ZM204 82H205V81H204ZM219 82H220V81H219ZM231 82H232V81H231ZM31 83H32V82H31ZM141 83H142V82H141ZM197 83H198V81H197ZM199 83H200V82H199ZM205 83H206V82H205ZM208 83H210V82H207L206 84H208ZM220 83H221V82H220ZM234 83H236V82H234ZM240 83H241V82H240ZM190 84H191V83H190ZM206 84H205V85H206ZM221 84H222V83H221ZM237 84H238V83H237ZM241 84H242V83H241ZM20 85H21V84H20ZM26 85H27V84H26ZM68 85H69V84H68ZM171 85H172V84H171ZM171 85H170V86H171ZM178 85H179V83H178ZM178 85H177V86H178ZM191 85H192V84H191ZM198 85H199V84H198ZM210 85H211V84H210ZM217 85H218V83H217ZM217 85H216V87H217ZM225 85H226V84H225ZM245 85H246V87H247V84H245ZM175 86H176V85H175ZM183 86H186V84H184ZM201 86H202V84H201ZM203 86H204V85H203ZM206 86H207V85H206ZM213 86H214V85H213ZM220 86H222V85H220ZM15 87H16V86H15ZM24 87H25V86H23V88H24ZM83 87H84V86H83ZM181 87H182V86H181ZM189 87H191V86H189ZM195 87H196V86H195ZM223 87H224V86H223ZM25 88H26V87H25ZM25 88H24V89H25ZM85 88H86V87H85ZM128 88H129V87H128ZM168 88L170 89V90H168V91H171V88H170V87H168ZM183 88H184V87H183ZM183 88H181V89H183ZM186 88H187V87H186ZM200 88H201V87H200ZM202 88H203V87H202ZM202 88H201V91H202ZM207 88H208V87H207ZM209 88H210V87H209ZM213 88H214V87H213ZM219 88H220V87H219ZM227 88H228V87H227ZM15 89H17V88H15ZM29 89H30V88H29ZM133 89H135V88H133ZM136 89H137V88H136ZM136 89H135V90H136ZM138 89H139V87H138ZM142 89H143V88H142ZM189 89H190V88H189ZM211 89H212V88H211ZM223 89H225V88H223ZM229 89H231V87H230ZM229 89H228V90H229ZM238 89H239V87H238ZM238 89H236V90H238ZM240 89H241V88H240ZM19 90H20V89H19ZM45 90H46V89H45ZM143 90H144V89H143ZM172 90H173V89H172ZM175 90H176V89H175ZM186 90H187V89H186ZM196 90H197V89H196ZM198 90H199V88H198ZM215 90H216V89H215ZM221 90H222V89H221ZM226 90H227V89H226ZM228 90H227V91H228ZM234 90H235V89H234ZM246 90H247V89H246ZM23 91H24V90H23ZM26 91H27V89H26ZM79 91H80V90H79ZM129 91H130V90H129ZM157 91H158V90H157ZM164 91H165V89H164ZM168 91H167V93H169ZM173 91H174V90H173ZM173 91H172V93H173ZM176 91H177V90H176ZM206 91H207V90H206ZM208 91H209V90H208ZM254 91H255V90H254ZM256 91H257V90H256ZM19 92H20V91H19ZM68 92H69V91H68ZM181 92H182V91H181ZM184 92H185V91H184ZM192 92H193V91H192ZM199 92H200V90H199ZM210 92H211V90H210ZM216 92H217V91H216ZM216 92L214 91V93H216ZM228 92H229V91H228ZM235 92H236V91H235ZM238 92H239V91H238ZM242 92H243V91H242ZM158 93H159V92H158ZM160 93H161V92H160ZM162 93H164V92H162ZM167 93H166V95H167ZM170 93H171V92H170ZM170 93H169V96H170V95H174V97H173V96H172V97H173V98L176 97L174 93H173V94H170ZM182 93H183V92H182ZM218 93H219V92H218ZM222 93H223V92H222ZM239 93H240V92H239ZM239 93H238V94H239ZM19 94H20V93H19ZM51 94H52V93H51ZM145 94H146V93H145ZM184 94H185V93H184ZM184 94H183V95H184ZM188 94H190V93L188 92ZM201 94H202V93H200V96H201ZM203 94H204V93H203ZM226 94H227V93H226ZM234 94H235V93H234ZM242 94H243V93H242ZM258 94H259V93H258ZM23 95H24V94H23ZM70 95H71V93H70ZM82 95H83V93H82ZM149 95H150V94H149ZM153 95H154V93H153ZM162 95H163V94H162ZM185 95H186V94H185ZM191 95H192V94H191ZM191 95H190V96H191ZM211 95L214 96L213 94H211ZM216 95H217V94H216ZM216 95H215V96H216ZM229 95H230V94H229ZM229 95H228V97H231V96H232V95H230V96H229ZM248 95H249V94H248ZM251 95H252V94H251ZM260 95H261V94H259V96H260ZM20 96H21V95H20ZM40 96H41V95H40ZM53 96H54V95H53ZM53 96H52V97H53ZM66 96H67V95H66ZM160 96H161V95H160ZM169 96H166V97H169ZM179 96H180V95H179ZM195 96H196V95H195ZM208 96H209V95H208ZM234 96H235V95H234ZM236 96H237V95H236ZM246 96H247V95H246ZM11 97L13 98V96H11ZM67 97H68V96H67ZM85 97H86V96H85ZM146 97H147V96H146ZM152 97H153V96H152ZM152 97L150 96V98H152ZM170 97H171V96H170ZM170 97H169V98H170ZM203 97H204V96H203ZM244 97H245V96H244ZM255 97H256V96L254 95V98H255ZM56 98H57V97H56ZM129 98H131V97L129 96ZM129 98H128V99H129ZM162 98H163V97H162ZM169 98H168V100H169ZM189 98H190V97H189ZM204 98H205V97H204ZM219 98H220V97H219ZM224 98H225V97H224ZM245 98H246V97H245ZM249 98H250V97H249ZM29 99H30V98H29ZM41 99H42V98H40V100H41ZM45 99H47V98H45ZM45 99H44V100H45ZM53 99L55 100V98H53ZM134 99H135V98H134ZM160 99H161V98H160ZM171 99H172V98H171ZM177 99H178V98H177ZM182 99H183V96H182ZM187 99H188V96H187ZM197 99H199V98H197ZM209 99H210V98H209ZM213 99H215V98H213ZM227 99H228V98H227ZM231 99H232V98H231ZM247 99H248V98H247ZM247 99H244V100L247 101ZM5 100H6V99H5ZM5 100H4V101H5ZM163 100H164V98H163ZM203 100H204V99H203ZM219 100H220V99H219ZM224 100H225V99H224ZM235 100H236V99H235ZM235 100H234V102H236ZM249 100H250V99H249ZM169 101H170V100H169ZM172 101H174V103H175V100L172 99ZM176 101H177V103H178V100H176ZM225 101H226V100H225ZM229 101H230V99H229ZM251 101H252V100H251ZM0 102H1V101H0ZM50 102H51V101H50ZM79 102H80V101H79ZM130 102H131V101H130ZM135 102H136V101H135ZM137 102H138V101H137ZM170 102H171V101H170ZM185 102H186V100H185ZM198 102H199V101H198ZM257 102H258V101H257ZM81 103H82V102H81ZM139 103H140V102H139ZM164 103H165V102H164ZM166 103H167V102H166ZM191 103H192V102H191ZM191 103H190V104H191ZM199 103H200V102H199ZM206 103H207V102H206ZM222 103H223V102H222ZM228 103H229V102H228ZM230 103L232 104L233 102H230ZM230 103H229V104H230ZM11 104H12V103H11ZM41 104H42V103H41ZM76 104H77V101H76ZM82 104H83V103H82ZM82 104H80V105H82ZM141 104H142V103H141ZM141 104H140V105H141ZM172 104H173V102H172ZM180 104H181V103H180ZM195 104L197 105L196 102H195ZM201 104H202V103H201ZM207 104H208V103H207ZM214 104H215V103H214ZM242 104H243V103H242ZM250 104H251V103H250ZM36 105H37V104H36ZM129 105H130V107H133V106H131V104H129ZM165 105H166V104H165ZM174 105H175V104H174ZM188 105H189V104H188ZM215 105H216V104H215ZM215 105H213V106H215ZM223 105H224V104H223ZM233 105H235V104H233ZM233 105H231V106H232V109L234 108ZM251 105H252V104H251ZM45 106H47V105H45ZM58 106H59V105H58ZM179 106H180V105H179ZM190 106H191V105H190ZM201 106H202V105H201ZM201 106H200V107H201ZM231 106H230V107H231ZM18 107H19V106H18ZM47 107H49V106H47ZM78 107H79V106H78ZM136 107H137V106H136ZM176 107H178V106H175V108H176ZM180 107H183V105L180 106ZM193 107H194V106H193ZM195 107H196V106H195ZM195 107H194V108H195ZM208 107H209V106H208ZM228 107H229V106H228ZM242 107H243V105H242ZM244 107H246V106H244ZM244 107H243V108H244ZM4 108H5V107H4ZM22 108H23V107H22ZM137 108H139V107H137ZM137 108H136V109H137ZM167 108H168V107H167ZM172 108H174L173 105H172ZM172 108H171V109H172ZM187 108H188V107H187ZM194 108H193V109H194ZM196 108H197V107H196ZM196 108H195V109H196ZM210 108H211V107H210ZM214 108H215V107H214ZM221 108H222V107H221ZM221 108H220V109H221ZM246 108H247V107H246ZM71 109H72V108H71ZM76 109H77V108H76ZM133 109H134V108H133ZM177 109H178V108H176L175 110H177ZM184 109H185V108H184ZM203 109H204V108H203ZM212 109H213V108H212ZM220 109H219V110H220ZM225 109H226V108H225ZM238 109H239V108H238ZM251 109H252V107H251ZM30 110H31V109H30ZM34 110H35V109H34ZM48 110H49V109H48ZM79 110H80V109H79ZM84 110H85V109H84ZM90 110H91V109H90ZM129 110H130V109H129ZM138 110H139V109H138ZM178 110H179V112H180V109H178ZM178 110H177V111H178ZM215 110H216V109H215ZM217 110H218V108H217ZM222 110H223V109H222ZM222 110H221V112H224V110H223V111H222ZM228 110H229V109H228ZM239 110H240V109H239ZM245 110H246V109H245ZM35 111H36V110H35ZM135 111H137V110H135ZM151 111H152V110H151ZM177 111H176V112H177ZM184 111H185V110L182 111V115H183V112H184ZM225 111H226V110H225ZM237 111H238V110H237ZM250 111H251V110H250ZM11 112H12V110H11ZM30 112H31V111H30ZM55 112H56V110H55ZM69 112L71 113V110H70ZM85 112H86V111H85ZM137 112H138V111H137ZM186 112H187V113H186ZM186 112L184 113V115H185V114L188 115V110H187ZM199 112H200V111H199ZM212 112H213V111H212ZM228 112H229V111H228ZM232 112H233V111H232ZM234 112H235V111H234ZM240 112H241V111H240ZM16 113H17V112H16ZM25 113H26V112H23V113H21V114H25ZM31 113H32V112H31ZM73 113H74V112H73ZM73 113H72L71 116L74 117V114H75V113H74V114H73ZM164 113H165V112H164ZM168 113H169V112H168ZM189 113H190V112H189ZM193 113H194V112H193ZM215 113H218V112H215ZM235 113H236V112H235ZM241 113H242V112H241ZM247 113H248V112H247ZM249 113H250V112H249ZM249 113H248V115H249ZM263 113H264V112H263ZM8 114H9V113H8ZM66 114H67V113H66ZM139 114H140V112H139ZM156 114H157V113H156ZM169 114H170V113H169ZM172 114H173V113L171 112V115H172ZM174 114H175V113H174ZM190 114H191V113H190ZM229 114H230V113H229ZM29 115H30V114H29ZM69 115H70V114H69ZM161 115H162V113H161ZM184 115H183V116H184ZM196 115H197V114H196ZM198 115H199V114H198ZM206 115H207V114H206ZM217 115H218V114H217ZM221 115H222V114H220V116H221ZM226 115H228V113H226ZM226 115H225L224 117H226ZM2 116H3V115H2ZM130 116H132V115H130V113H129V117H130ZM152 116H154V115H152ZM158 116H160V115H158ZM158 116H157V117H158ZM175 116H177V114H175ZM192 116H193V114H192ZM212 116H213V115H212ZM218 116H219V115H218ZM220 116H219V117H220ZM230 116L232 117V114H230ZM243 116H244V114H243ZM29 117H30V116H29ZM64 117H65V116H64ZM80 117H81V116H80ZM155 117H156V116H155ZM155 117H154V118H155ZM172 117H174V116H172ZM188 117H190V115H189ZM195 117H197V116H195ZM198 117H199V119L201 118L200 116H198ZM228 117H229V116H228ZM228 117H226V118H228ZM234 117H235V116H234ZM7 118H8V117H7ZM27 118H28V117H27ZM70 118H71V117H70ZM141 118H142V117H140V119H141ZM169 118H170V116H169ZM176 118H177V117H176ZM183 118H184V117H183ZM209 118H212V117H209ZM1 119H2V118H1ZM177 119H178V118H177ZM193 119H194V118H193ZM196 119H197V118H196ZM213 119H214V118H213ZM230 119H231V118H230ZM242 119H243V118H242ZM2 120H3V119H2ZM15 120H16V119H15ZM22 120H23V119H22ZM53 120H54V119H53ZM68 120H70V119H68ZM90 120H92V119L90 118ZM179 120H180V119H179ZM190 120L192 121V119H190ZM4 121L7 122V120H4ZM4 121H3V122H4ZM159 121H160V120H159ZM174 121H176V120H174ZM177 121H178V120H177ZM200 121H201V120H200ZM200 121H199V122H200ZM202 121H203V120H202ZM212 121H213V120H212ZM216 121H217V120H216ZM251 121H253L252 117H251ZM251 121H250V122H251ZM27 122H28V121H27ZM66 122H67V119H66ZM128 122H129V120H128ZM134 122H135V121H134ZM134 122H133V123H134ZM149 122H150V121H149ZM160 122H161V121H160ZM187 122H188V121H187ZM218 122H222V120L220 121V119H219ZM230 122H232V121H230ZM255 122H257V121H255ZM8 123H9V122H7V124H8ZM30 123H31V122H30ZM59 123H60V121H59ZM81 123H82V122H81ZM129 123H130V122H129ZM135 123H138V124H139V122H135ZM144 123H145V122H144ZM144 123H143V124H144ZM251 123H252V122H251ZM253 123H254V122H253ZM253 123H252V124H253ZM9 124H11V126H12V123H9ZM9 124H8V125H9ZM131 124H132V123H131ZM149 124H150V123H149ZM171 124H173V122H172ZM176 124H178V123H176ZM176 124H175V125H176ZM181 124H182V122H181ZM188 124H189V123H188ZM200 124H201V123H200ZM223 124H224V123H223ZM228 124H229V123H228ZM256 124H257V123H256ZM256 124H255V125H256ZM66 125H67V124H66ZM145 125H146V123H145ZM169 125H170V124H169ZM169 125H168V126H169ZM201 125H202V124H201ZM209 125H210V123H209ZM231 125H232V124H231ZM241 125H242V124H241ZM247 125H249V124H247ZM6 126H7V125H6ZM13 126H14V125H13ZM27 126H28V125H26V127H27ZM37 126H38V125H37ZM54 126H55V125H54ZM54 126H53V127H54ZM150 126H151V125H150ZM153 126H154V125H153ZM182 126H183V124H182ZM189 126H190V125H189ZM192 126H193V125H192ZM192 126H190V127H192ZM207 126H208V125H207ZM225 126H226V125H225ZM225 126H224V127H225ZM7 127H9V126H7ZM26 127H25V128H26ZM28 127H29V126H28ZM70 127H71V126H69V129H70ZM89 127H90V126H89ZM151 127H152V126H151ZM159 127H160V126H159ZM170 127H171V126H170ZM170 127H169V128H170ZM172 127H173V126H172ZM177 127H178V126H177ZM177 127H176V128H177ZM187 127H188V126H187ZM247 127H248V126H247ZM247 127H246V128H247ZM58 128H59V126L57 127V129H58ZM91 128H92V126H91ZM165 128H166V127H165ZM181 128H182V127H181ZM193 128H194V127H193ZM193 128H192V129H193ZM203 128H204V127H203ZM212 128H213V126H212ZM237 128H238V127H237ZM240 128H241V127H240ZM159 129H160V128H159ZM194 129H195V128H194ZM194 129H193V130H194ZM196 129H197V128H196ZM200 129H201V128H200ZM208 129H209V127H208ZM247 129H248V128H247ZM67 130H68V129H67ZM94 130H95V129H94ZM162 130H163V129H162ZM165 130H166V129H165ZM165 130H164V131H165ZM202 130H203V129H201V130H199V131L201 132ZM242 130H244V129H242ZM249 130H250V129H249ZM252 130H254V128H253ZM257 130H258V129H257ZM61 131H62V130H61ZM140 131H141V130H140ZM140 131H139V132H140ZM171 131H172V130H171ZM179 131H180V130H179ZM182 131H183V130H182ZM182 131H181V132H182ZM184 131H185V129H184ZM209 131H211V130H209ZM209 131H208V133H209ZM212 131H213V130H212ZM217 131H218V130H217ZM250 131H251V130H250ZM141 132H142V131H141ZM141 132H140V133H141ZM154 132H155V131H154ZM175 132H176V131H175ZM185 132H186V131H185ZM187 132H188V130H187ZM192 132H193V131H192ZM194 132H195L194 135H196V131H195V130H194ZM197 132H198V131H197ZM204 132H205V131H204ZM221 132H222V131H221ZM244 132H245V131H244ZM252 132H253V131H252ZM257 132H258V131H257ZM46 133H47V132H46ZM62 133H63V132H62ZM68 133H69V132H68ZM83 133H84V132H83ZM140 133H139V134H140ZM144 133H145V132H144ZM158 133H159V132H158ZM167 133H169L168 135L171 134V132H168V131H167ZM176 133H177V132H176ZM179 133H180V132H179ZM219 133H220V132H219ZM159 134H160V133H159ZM159 134H158V135H159ZM163 134H164V133H163ZM224 134H225V133H224ZM229 134H230V133H229ZM231 134H232V133H231ZM231 134H230V136H231ZM237 134H238V133H237ZM240 134L243 135L244 133H241V131H240ZM48 135H49V134H48ZM53 135H54V134H53ZM69 135H70V134H69ZM72 135L75 136V134H72ZM141 135L143 136V134H141ZM151 135H152L151 137L153 138V134H151ZM154 135H155V134H154ZM161 135H162V133H161ZM172 135H173V134H172ZM174 135H175V134H174ZM180 135H181V133H180ZM185 135H186V134H185ZM188 135H189V134H188ZM199 135H200V134H199ZM213 135H214V134H213ZM222 135H223V134H222ZM222 135H221V137H222ZM244 135H245V134H244ZM247 135H248V134H247ZM256 135H257V133H256ZM70 136H71V135H70ZM166 136H167V135H166ZM170 136H171V135H170ZM177 136H178V135H177ZM189 136H190V135H189ZM189 136H187V138H189ZM202 136H203V135H202ZM202 136H201V137H202ZM248 136H250V134H249ZM248 136H247V137H248ZM254 136H255V135H254ZM254 136H253V137H254ZM12 137H13V136H12ZM36 137H37V136H36ZM54 137H55V136H54ZM68 137H69V136H68ZM85 137H86V136H85ZM85 137H84V138H85ZM156 137H157V136H156ZM159 137H160V136H159ZM163 137H164V136H163ZM171 137H174V136H171ZM182 137H183V136H182ZM197 137H198V136H197ZM203 137H204V136H203ZM208 137H209V136H208ZM212 137H213V136H212ZM215 137H217V136H215ZM215 137H214V141H215ZM224 137H225V136H224ZM224 137H223V138H224ZM228 137H229V135H228ZM37 138H38V137H37ZM81 138H83V137H81ZM168 138H169V137H167L166 139H168ZM175 138H176V135H175ZM184 138H185V137H184ZM192 138H194V137H192ZM199 138H200V136H199ZM199 138H198V139H199ZM204 138H205V137H204ZM217 138H218V137H217ZM235 138H236V136H235ZM250 138H251V136H250ZM67 139H68V138H67ZM159 139H160V138H159ZM163 139H164V141H165V143H166L167 141L165 140V138H163ZM180 139H181V138H180ZM180 139H179V140H180ZM196 139H197V138H196ZM198 139H197V140H198ZM210 139H211V138H210ZM50 140H51V138L49 139V141H50ZM136 140H137V139H136ZM175 140H176V139H175ZM187 140H188V139H187ZM218 140L221 141V139H218ZM155 141H156V140H155ZM155 141H154V142H155ZM205 141H206V140H205ZM223 141H224V140H223ZM243 141H245V140H243ZM249 141H250V140H249ZM67 142H68V141H67ZM157 142H158V141H157ZM159 142H160V141H159ZM169 142H170V141H169ZM185 142H186V144L188 143L187 141H185ZM190 142H191V144H190L189 147H187V148H190L191 150H195V151H197L198 154H201V153H202V149H203V148H202V147H203L202 140H201V142H192V141H190ZM237 142H238V141H237ZM73 143H74V142H73ZM137 143H138V142H137ZM155 143H156V142H155ZM170 143H171V142H170ZM177 143H178V141H177ZM179 143H180L181 145L183 144V143H181V140L179 141ZM201 143H202V144H201ZM206 143H208V142H206ZM206 143H205V144H206ZM210 143H211V141H210ZM212 143H213V142H212ZM215 143L218 144L219 142H218V141H217V142L215 141ZM222 143H223V142H222ZM228 143H229V142H228ZM158 144H159V143H158ZM184 144H185V143H184ZM184 144H183V145H184ZM188 144H189V143H188ZM188 144H187V145H188ZM234 144H235V142H234ZM136 145H137V144H136ZM136 145H135V147H136ZM168 145H169V144H168ZM227 145H228V144H227ZM238 145H239V144H238ZM27 146H28V145H27ZM63 146H64V144H63ZM171 146H172V145H171ZM171 146H170V147H171ZM174 146H175V145H174ZM224 146L227 147L226 145H224ZM231 146H232V144H231ZM29 147H30V146H29ZM67 147H68V146H67ZM141 147H142V146H141ZM143 147H145V146H143ZM156 147L158 148L159 146L156 145ZM162 147H163V146H162ZM170 147H169V148H170ZM175 147H176V146H175ZM182 147H183V146H182ZM185 147H186V146H185ZM208 147H211L210 144H209ZM221 147H223V145H221ZM232 147H233V146H232ZM236 147H237V146H236ZM138 148H139V147H138ZM166 148H168V147H166ZM206 148H207V147H206ZM218 148H219V147H218ZM228 148H229V147H228ZM143 149H144V148H143ZM170 149L172 150V148H170ZM178 149H179V148H178ZM226 149H227V148H226ZM237 149H238V147H237ZM137 150H138V149H137ZM165 150H167V149H165ZM221 150H222V149H221ZM230 150H231V149H230ZM239 150H240V149H239ZM153 151H154V149H153ZM161 151H163V155H164V154H165V153H164V150H161ZM181 151H182V150H180V152H181ZM183 151H184V150H183ZM195 151H194V152H195ZM227 151H228V149L226 150V152H227ZM134 152H136V151H134ZM157 152H158V151H157ZM157 152H155V153L157 154ZM166 152H167V154H168V151H166ZM190 152H193V151H190ZM194 152L192 153V155H193V154H196V153H194ZM224 152H225V151H224ZM237 152H238V151H236V153H237ZM143 153H144V152H143ZM145 153H146V152H145ZM170 153L172 154V152H170ZM231 153H233L232 150H231ZM236 153H235V154H236ZM243 153H244V152H243ZM133 154H134V153H133ZM146 154H147V153H146ZM185 154H186V153H185ZM187 154H188V153H187ZM187 154H186V155H187ZM190 154H191V153H189V155H190ZM202 154H203V153H202ZM220 154H221V153H220ZM222 154H223V153H222ZM226 154H227V153H226ZM257 154H259V153H257ZM257 154H256V153L254 154V155H256V158H257ZM135 155H137V154H135ZM161 155H162V154H161ZM165 155H166V154H165ZM186 155H185L184 157L182 156V157L184 158L183 160H185ZM239 155H240V154H239ZM254 155H252V156H254ZM142 156L144 157V155H142ZM146 156H149V155H146ZM169 156H170V154H169ZM176 156H177V155H176ZM187 156H188V155H187ZM202 156L204 157V155H202ZM230 156H232V155H230ZM242 156H243V155H242ZM242 156H241V157H242ZM138 157H139V156H138ZM165 157H166V156H165ZM196 157H197V156H196ZM226 157H227V156H226ZM245 157H246V155H245ZM141 158H142V157H141ZM145 158H147V157H145ZM145 158H144V159H145ZM158 158H160V157H158ZM186 158H188V157H186ZM198 158H199V157H197V159H198ZM216 158H217V157H216ZM222 158H223V157H221V159H222ZM229 158H230V157H229ZM232 158H233V156H232ZM252 158H254V157H252ZM52 159H53V158H52ZM144 159H143V160H144ZM148 159H149V158H148ZM148 159H147V160H148ZM154 159H155V158H154ZM188 159H189V158H188ZM197 159H196V160H197ZM200 159H201V158H200ZM224 159H225V158H224ZM227 159H228V157H227ZM248 159H249V158H248ZM49 160H50V159H49ZM140 160H141V159H140ZM143 160H142V161H143ZM150 160H151V158H150L148 161H150ZM165 160L168 161V159H166V158H165ZM173 160H174V159H173ZM186 160H187V159H186ZM204 160H205V159H204ZM204 160H203V161H204ZM217 160H218V159H217ZM225 160H226V159H225ZM229 160H230V159H229ZM236 160H237V159H236ZM239 160H240V159H239ZM239 160H238V161H239ZM258 160H259V159H258ZM157 161H160V160L158 159ZM171 161H172V159H171ZM192 161H193V160H192ZM192 161H191V162H192ZM194 161H195V159H194ZM233 161H235V160L233 159ZM252 161H254V159H252ZM145 162H146V161H145ZM150 162H151V161H150ZM150 162H146V163H150ZM155 162H156V161H155ZM188 162H189V161H188ZM191 162H189V163H191ZM222 162H223V161H222ZM231 162H232V161H231ZM239 162H240V161H239ZM248 162H249V161H248ZM161 163H162V162H161ZM178 163H179V162H178ZM183 163H184V162H183ZM193 163H194V162H193ZM202 163H203V162H202ZM225 163H226V162H225ZM250 163H252V162H250ZM254 163L256 164V161H254ZM258 163H259V162H258ZM260 163H261V162H260ZM44 164H46V163H44ZM48 164H49V163H47V165H48ZM151 164H152V163H151ZM164 164H166V163H164ZM167 164H168V163H167ZM187 164H188V163H187ZM205 164H206V163H205ZM220 164H221V163H220ZM222 164H223V163H222ZM228 164H230V162H229ZM233 164H234V163H233ZM154 165H155V164H154ZM180 165H181V164H180ZM198 165H199V164H198ZM203 165H204V164H203ZM211 165H213V164H211ZM225 165H226V164H225ZM235 165H237V164H235ZM243 165H244V164H243ZM161 166H162V165H161ZM164 166H165V165H164ZM166 166H167V165H166ZM193 166H194V165H193ZM199 166H201V165H199ZM219 166H220V165H219ZM233 166H234V165H233ZM233 166H231V167H233ZM178 167H179V166H178ZM181 167H182V166H181ZM235 167H236V166H235ZM237 167H238V166H237ZM189 168H190V167H189ZM228 168H229V170H230V166H229ZM239 168H240V167H239ZM243 168H244V167H242V169H243ZM144 169H145V168H144ZM174 169H175V167H174ZM200 169H201V168H200ZM219 169H220V168H219ZM248 169H249V168H248ZM150 170H151V169H150ZM196 170H197V169H196ZM204 170H205V167H204ZM213 170H214V168H213ZM215 170H216V169H215ZM222 170H223V172H224V169H222ZM226 170H227V169H226ZM231 170H232V169H231ZM244 170H245V169H244ZM249 170H250V169H249ZM166 171H168V170H166ZM176 171H177V170H175V172H176ZM202 171H203V170H202ZM207 171H208V170H207ZM161 172H162V169H161ZM170 172H171V171H170ZM199 172H200V171H199ZM205 172H206V171H205ZM216 172H217V171H216ZM171 173H172V172H171ZM171 173L168 172V174H170V175H171ZM208 173H210V172H208ZM244 173H245V172H244ZM140 174H141V173H140ZM176 174H178V173H176ZM195 174H196V173H195ZM204 174H205V173H204ZM213 174H214V173H213ZM217 174H218V173H217ZM222 174H223V173H222ZM236 174H237V173H236ZM173 175H174V174H173ZM178 175H180V174H178ZM211 175H212V173H211L209 176H211ZM225 175H226V173H225ZM228 175H229V173H228ZM234 175H235V173H234ZM174 176H175V175H174ZM180 176H181V175H180ZM182 176H183V175H182ZM182 176H181V179H182ZM189 176H190V175H189ZM191 176H192V175H191ZM196 176H198V175H196ZM219 176H220V175H219ZM249 176H250V175H249ZM169 177H171V176H169ZM177 177H178V176L176 175V178H177ZM186 177H187V176H186ZM193 177H194V176H193ZM193 177H192V179H193ZM198 177H199V176H198ZM206 177H207V175H206ZM212 177H213V176H212ZM230 177H231V175H230ZM234 177H235V176H234ZM242 177H243V176H242ZM242 177H241V178H242ZM173 178H175V177H173ZM187 178H188V177H187ZM199 178H200V177H199ZM209 178H210V177H209ZM209 178H208V179H209ZM243 178H244V177H243ZM245 178H247V177L245 176ZM189 179H190V181H191V178H189ZM205 179H206V178H205ZM221 179H222V178H221ZM221 179H220V180H221ZM230 179H232V178H230ZM248 179H249V178H248ZM136 180H137V179H136ZM170 180H171V182H172V178H171ZM179 180H180V179H179ZM194 180H196V179L194 178ZM210 180H211V179H210ZM216 180H217V178H216ZM133 181H134V180H133ZM137 181H138V180H137ZM176 181H177V180H176ZM200 181H201V180H200ZM217 181H218V180H217ZM173 182H174V181H173ZM209 182H210V181H209ZM209 182H208V184H209ZM225 182H226V181H225ZM245 182H246V181H245ZM138 183H139V182H138ZM147 183H148V182H147ZM216 183H217V182H216ZM223 183H224V182H223ZM227 184H228V183H227ZM98 185H99V184H98ZM136 185H137V184H136ZM141 185H142V184H141ZM173 185H174V184H173ZM206 185H207V184H206ZM215 185H216V184H215ZM215 185H214V186H215ZM230 185H231V184H230ZM72 186H73V185H72ZM94 186H95V185H94ZM169 186H170V184H169ZM182 186H183V185H182ZM218 186H220V185H218ZM225 186H226V185H225ZM95 187H96V186H95ZM140 187H142V186H140ZM188 187H189V186H188ZM192 187H193V186H192ZM200 187H201V186H200ZM203 187H204V185H203ZM216 187H217V186H216ZM216 187H215V188H216ZM232 187H233V186H232ZM234 187H235V186H234ZM72 188H73V187H72ZM98 188H100V187H98ZM115 188H116V187H115ZM144 188H145V186H144ZM205 188H206V187H205ZM73 189H75V188H73ZM73 189H72V190H73ZM116 189H117V188H116ZM170 189H171V188H170ZM216 189H218V187H217ZM222 189H224V188H222ZM256 189H257V188H256ZM70 190H71V189H70ZM91 190H92V189H91ZM142 190H143V189H142ZM142 190H141V192H142ZM219 190H221V189H219ZM239 190H240V189H239ZM241 190H242V189H241ZM243 190H244V191H243ZM243 190H242L243 192L246 191L244 188H243ZM259 190H260V189H259ZM144 191H145V190H144ZM174 191H175V190H174ZM229 191H230V190H229ZM249 191H250V190H249ZM137 192H138V191H137ZM139 192H140V191H139ZM178 192H179V191H178ZM120 193H121V192H120ZM143 193H144V192H143ZM208 193H209V192H208ZM210 193H211V192H210ZM220 193H222V192H220ZM238 193H239V192H238ZM259 193H260V192H259ZM259 193H258V194H259ZM263 193H264V192H263ZM139 194H140V193H139ZM193 194L195 195V193H193ZM201 194H202V190H201ZM203 194H204V193H203ZM203 194H202V195H203ZM232 194H233V193H232ZM240 194H242V193H240ZM140 195H142V194H140ZM227 195H228V194H227ZM243 195H244V194H243ZM137 196H138V195H137ZM176 196H177V195H176ZM206 196H207V195H206ZM206 196H205V198H206ZM223 196H224V194H223ZM247 196H248V195H247ZM249 196H250V195H249ZM115 197H116V196H115ZM143 197H144V196H143ZM193 197H194V196H193ZM243 197H244V196H243ZM259 197H260V196H259ZM263 197H264V196H263ZM110 198H111V197H110ZM137 198H138V197H137ZM198 198H200V197H198ZM201 198H202V197H201ZM223 198H224V197H223ZM223 198H222V199H223ZM228 198H229V197H228ZM230 198H231V196H230ZM244 198H246V196H245ZM247 198H248V197H247ZM112 199H113V198H112ZM115 199H116V198H115ZM117 199H118V198H117ZM138 199H139V198H138ZM192 199H193V198H192ZM194 199H195V198H194ZM207 199H208V198H207ZM140 200H141V199H140ZM225 200H226V199H225ZM237 200H238V199H237ZM256 200H257V199H256ZM260 200H262V199H260ZM110 201H111V200H110ZM115 201H116V200H115ZM184 201H186V200H184ZM192 201H193V200H192ZM227 201H228V200H227ZM227 201H226V204H227ZM229 201H230V200H229ZM235 201H236V200H235ZM251 201H254V200H251ZM258 201H259V200H258ZM129 202H130V201H129ZM181 202H182V201H181ZM239 202H240V201H239ZM247 202H248V200H247ZM255 202H256V201H255ZM192 203H193V202H192ZM211 203H212V202H211ZM211 203H209V204H211ZM252 203H253V202H252ZM119 204H120V202H119ZM204 204H205V203H204ZM223 204H224V203H223ZM233 204H234V203H233ZM248 204H249V202H248ZM212 205H213V203H212ZM251 205H252V204H251ZM263 205H264V204H263ZM106 206H107V205H106ZM106 206H105V207H106ZM108 206H109V205H108ZM108 206H107V207H108ZM173 206H174V205H173ZM226 206H227V205H226ZM233 206H234V205H233ZM244 206H245V205H244ZM208 207H209V206H208ZM208 207H207V208H208ZM229 207H230V206H229ZM245 207H246V206H245ZM213 208H214V207H213ZM226 208H227V207H226ZM233 208H234V207H233ZM233 208H232V209H233ZM238 208H239V207H238ZM252 208H253V207H252ZM256 208H257V207H256ZM112 209H113V207H112ZM209 209H210V208H209ZM220 209H221V212H224V210H225V206H220V207H219V210H220ZM116 210H117V209H116ZM263 211H264V210H263ZM227 212H228V211H227ZM254 212L257 213L258 211H254ZM250 213H251V212H250ZM228 214H229V213H228ZM250 215H252V214H250ZM257 215H259V214H257ZM231 217H232V216H231ZM257 217H258V216H257ZM252 218H253V217H252ZM260 219H261V217H260ZM245 220H246V219H245ZM245 220H244V221H245ZM257 220H258V219H257ZM249 221H250V220H249ZM251 221H252V223L254 222L253 220H251ZM261 221H262V220H261ZM249 225H250V223H249ZM259 225H260V224H259ZM259 225H258V226H259ZM260 228H261V227H260ZM2 248H3V247H2ZM0 250H1V249H0ZM232 255H233V254H232ZM4 258H5V257H4ZM25 258H26V257H25ZM2 260H3V259H2Z\"/></svg>",
	"mask_w": 264,
	"mask_h": 264
}]
</instances>
